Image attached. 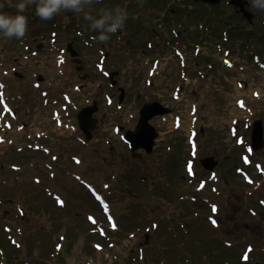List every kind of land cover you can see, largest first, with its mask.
<instances>
[{
	"label": "rangeland",
	"instance_id": "374dc122",
	"mask_svg": "<svg viewBox=\"0 0 264 264\" xmlns=\"http://www.w3.org/2000/svg\"><path fill=\"white\" fill-rule=\"evenodd\" d=\"M17 2L3 4L14 13L9 5ZM117 2L131 17L124 27L130 39L121 32L113 36L112 44L131 41L134 57L146 42L169 51L159 69L163 70L159 78H166L162 84L156 82L154 92L162 94L160 88L167 89L170 77L176 79L183 72L192 81L187 85L182 78L175 80L177 87L185 86V99L167 100L173 115L180 117L179 124L175 116L153 121L160 133L157 150L133 158L120 139L122 132L114 133L115 126L121 125L126 133L136 125V119L127 121L126 109L117 110V91L111 106L103 94L97 98L99 128L92 140H86L77 115L95 99L102 75L93 66L94 55L83 52L82 45L100 44L99 33L87 30L82 14L62 11L46 23L28 6L25 37H0V166L5 168L0 171V264H145L146 253L152 254L144 244L148 236L158 247L151 258L158 261V250L167 249L185 257L198 255L190 264H209L224 253L230 261L243 254L247 264H264V150L249 147L251 122H264V65L260 68L251 58L263 45L264 11L251 4L255 43L250 41L242 51L238 40L248 36L247 28L238 33L215 25L207 16L211 9L216 11L210 5H203L205 11L196 19L199 6L193 0H101L86 10L91 7L92 15L101 8L113 11ZM71 45L80 49L83 70L72 62L67 51ZM232 45L238 50L235 54ZM126 76L127 81L133 77ZM195 80L201 83L194 84ZM143 89L137 78L133 93ZM128 110L137 113L133 103ZM213 155L220 164L208 174L199 160ZM82 158L85 169L92 165L99 169L82 176L93 181L96 191L111 194L107 195L111 216L101 212L86 185L79 187L83 181L74 183L73 175L79 174L69 171ZM236 237L255 251L217 247L216 241L226 246L227 239L238 244ZM207 239L217 248L206 249ZM109 242L115 247H105ZM176 243L184 245L172 248Z\"/></svg>",
	"mask_w": 264,
	"mask_h": 264
},
{
	"label": "clouds",
	"instance_id": "9594fccd",
	"mask_svg": "<svg viewBox=\"0 0 264 264\" xmlns=\"http://www.w3.org/2000/svg\"><path fill=\"white\" fill-rule=\"evenodd\" d=\"M99 3L100 0H18L14 5V13L0 9V37L11 40H20L27 33L28 18L24 15L28 6L35 5V14L42 20H51L56 15L64 12H73L83 15L91 31L99 32L98 40L107 43L110 35L117 33L125 27L128 13L125 8L117 6L113 11L101 8L92 15V9H85V5ZM254 8L264 11V0H251ZM99 16V18H97Z\"/></svg>",
	"mask_w": 264,
	"mask_h": 264
},
{
	"label": "trees",
	"instance_id": "16d2710c",
	"mask_svg": "<svg viewBox=\"0 0 264 264\" xmlns=\"http://www.w3.org/2000/svg\"><path fill=\"white\" fill-rule=\"evenodd\" d=\"M179 220H181V219H179ZM236 236H238V235H236ZM229 238H231V237H229ZM236 238H237V241H238V244H236V245H234L230 241H228L230 239H227V242H225L226 246L224 244L220 243V241H216V242H218L220 244L217 247H223V248H226L227 250H230V251H234L237 246H243L244 248L255 249V248L249 246V243H246L245 241H242V240L239 241L238 237H236ZM215 239H217V238H214V240ZM211 240L212 239H207L206 242L204 243V247L206 249L217 248V247H212V241ZM109 243L110 244H108L107 246L103 245V247L104 246L105 247H109V245L115 247V243H111V242H109ZM183 245H184V243L183 244L176 243L175 245H173L172 248L180 249V248H182ZM123 246L124 245H122L121 247H123ZM165 247H170V246L167 245ZM146 249L150 250L152 252V254L149 255V254L146 253L145 261H144L145 264H160V263L162 264V263H164V262H160L162 258H166L167 259V258H170V257L172 259V260H170L171 264H190V263H193L194 259L197 258V256H198V255H193V256H190V257H187V256L185 257V255L181 256V253H170L169 251L165 252L164 250L161 249L159 252H161V251H163V252H161V254L159 256H157V257L155 256V258L160 257L159 258L160 260L158 261L156 259L151 258V256H154L156 254L154 252L157 251L156 249H158V247L155 246V245H150V246L148 245L146 247ZM108 250H110V249H108ZM95 251L96 250H94L93 252H95ZM93 252H92V254H93ZM205 253H204V256H205ZM261 254H264V251H262ZM174 256H177V257H175L177 259H173ZM139 257L141 258V255H139ZM142 259H143V257H142ZM79 260H81V259H79ZM107 260L110 261L109 263H112L111 262V258H108ZM247 261H248V259L243 258V255H241L237 259H234V261H230L228 253H224V254H219L215 258V260H213L212 262H209V264H230V263L231 264H247L248 263ZM18 262H22V260L21 261H17V263ZM36 264H37V262H36Z\"/></svg>",
	"mask_w": 264,
	"mask_h": 264
},
{
	"label": "water",
	"instance_id": "95a60500",
	"mask_svg": "<svg viewBox=\"0 0 264 264\" xmlns=\"http://www.w3.org/2000/svg\"><path fill=\"white\" fill-rule=\"evenodd\" d=\"M205 2H208L210 4L216 5L221 2V0H203ZM236 4V3H235ZM243 8V6H241ZM74 54V53H73ZM97 109H84L80 115H79V120H80V125L83 129L87 127V124H93L96 122V120L92 119L93 113ZM143 114V112H142ZM144 116V115H143ZM147 125V121H146ZM146 133V129H143V126H141L136 134H132V137L128 135V139L133 142V149L138 150L141 147H147L148 152H151L152 147L154 145V139L155 137H151L148 142H142L141 144L138 145L139 140L143 139V137H140L139 135ZM153 138V139H152ZM152 139V140H151ZM253 147L256 150L263 149L264 148V135H263V126L262 122H258L255 124V130H254V138H253ZM202 163L209 169L213 170L216 166L217 163L214 162V159H206L202 161Z\"/></svg>",
	"mask_w": 264,
	"mask_h": 264
},
{
	"label": "flooded vegetation",
	"instance_id": "af4514ba",
	"mask_svg": "<svg viewBox=\"0 0 264 264\" xmlns=\"http://www.w3.org/2000/svg\"><path fill=\"white\" fill-rule=\"evenodd\" d=\"M35 7H36V6H31L30 8H32V9L35 11ZM87 30L90 31V28L87 27ZM98 33H99V32H98ZM88 34L90 35L91 32H88ZM100 44H101V45H104L105 43L100 42ZM80 57L82 58L81 54L79 53V60H80V62L83 64V63H84V60H83V59H80ZM82 60H83V61H82Z\"/></svg>",
	"mask_w": 264,
	"mask_h": 264
}]
</instances>
